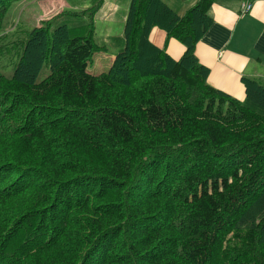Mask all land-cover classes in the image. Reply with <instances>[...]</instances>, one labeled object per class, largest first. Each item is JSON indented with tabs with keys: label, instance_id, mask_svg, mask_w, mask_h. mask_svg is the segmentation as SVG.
Returning a JSON list of instances; mask_svg holds the SVG:
<instances>
[{
	"label": "trees",
	"instance_id": "obj_1",
	"mask_svg": "<svg viewBox=\"0 0 264 264\" xmlns=\"http://www.w3.org/2000/svg\"><path fill=\"white\" fill-rule=\"evenodd\" d=\"M20 1L0 0V57L22 48L0 71V264H264V84L243 78L233 98L194 54L208 8L231 0L183 15L129 0L100 75L87 66L107 52L93 25L104 0L13 40L4 22ZM62 15L87 25L72 35L54 27ZM153 28L184 47L179 60Z\"/></svg>",
	"mask_w": 264,
	"mask_h": 264
},
{
	"label": "crops",
	"instance_id": "obj_2",
	"mask_svg": "<svg viewBox=\"0 0 264 264\" xmlns=\"http://www.w3.org/2000/svg\"><path fill=\"white\" fill-rule=\"evenodd\" d=\"M33 1L32 4L40 0ZM171 1V8L178 15H183L197 2V0ZM247 5H250L249 10H246ZM47 9L44 11L45 15L50 13ZM103 9L104 5L100 10ZM207 14L212 18V25L196 44L195 57L209 70L207 78L209 86L243 100L242 79L264 78L261 77L264 76V0H231L216 3L208 8ZM47 15L45 18L33 19L35 27H39L40 21L49 19ZM23 23L31 24L28 12ZM149 41L176 61L185 51L180 43L168 39L158 28L151 30Z\"/></svg>",
	"mask_w": 264,
	"mask_h": 264
},
{
	"label": "rangeland",
	"instance_id": "obj_3",
	"mask_svg": "<svg viewBox=\"0 0 264 264\" xmlns=\"http://www.w3.org/2000/svg\"><path fill=\"white\" fill-rule=\"evenodd\" d=\"M93 1L94 0H40L39 2L37 1L36 3L32 4V2H34L33 0H22L18 3H15L9 9L5 18L4 29L8 34V37L10 36L11 39L16 40L18 37H23L21 35V31L26 36L32 28H35V22L33 19L37 18L38 20V18L41 17L45 18V16L47 15H45L44 13L46 8H48L47 10L50 11V13L47 15L50 19L53 16L61 14L63 11H83L86 8L92 7L96 3ZM107 2H110V4H107ZM166 4L170 8L172 7L171 0H168ZM103 5L104 9L98 11L93 20L94 39L97 44L105 46L107 52L103 54H94L91 63L87 66V72L91 75H100L101 73L106 71V69L108 70L110 68L109 65H111L115 59L113 55L117 54L120 51L119 49H121V36L124 22L123 19L128 11L127 9L129 6V0H104ZM27 12L30 16V25H25L23 23L24 18L27 16ZM63 21H67V26L69 27L72 35L76 33L78 26H80L81 24L87 25V18L62 15L61 19L55 20L54 27L57 28L58 26H61ZM23 39H21L20 41H22ZM21 50L22 48L19 44V47H16L13 51L12 49H10L13 54H15V52L18 53L17 57L15 55H10L11 53L7 54L8 56L0 57V71L5 76H11ZM48 72L49 67H44L39 74L38 80L40 81L44 79L48 75ZM249 78L252 80H257L258 82L264 84V78L259 80L255 77ZM243 91L245 98L244 86Z\"/></svg>",
	"mask_w": 264,
	"mask_h": 264
},
{
	"label": "bare ground",
	"instance_id": "obj_4",
	"mask_svg": "<svg viewBox=\"0 0 264 264\" xmlns=\"http://www.w3.org/2000/svg\"><path fill=\"white\" fill-rule=\"evenodd\" d=\"M126 129H128V128H126ZM27 161H28V160H27ZM27 161H26V162H27ZM28 162H29V161H28ZM35 168H36V167H35ZM46 170H47V169H46ZM46 172H47V171H46ZM31 173H32V172H31ZM117 174H118V173H117ZM41 175H42V174H41ZM113 179H114V178H113ZM192 189H193V188H192ZM190 190H191V189H190ZM166 260H167V259H166ZM168 260H169V258H168ZM166 263H167V262H166Z\"/></svg>",
	"mask_w": 264,
	"mask_h": 264
},
{
	"label": "built area",
	"instance_id": "obj_5",
	"mask_svg": "<svg viewBox=\"0 0 264 264\" xmlns=\"http://www.w3.org/2000/svg\"><path fill=\"white\" fill-rule=\"evenodd\" d=\"M249 9H250V5H247V6H246V10H249Z\"/></svg>",
	"mask_w": 264,
	"mask_h": 264
}]
</instances>
